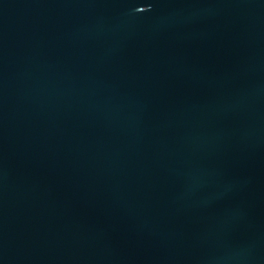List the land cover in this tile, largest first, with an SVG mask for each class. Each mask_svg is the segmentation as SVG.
Instances as JSON below:
<instances>
[{"label": "water", "instance_id": "95a60500", "mask_svg": "<svg viewBox=\"0 0 264 264\" xmlns=\"http://www.w3.org/2000/svg\"><path fill=\"white\" fill-rule=\"evenodd\" d=\"M0 264H264V0H0Z\"/></svg>", "mask_w": 264, "mask_h": 264}]
</instances>
